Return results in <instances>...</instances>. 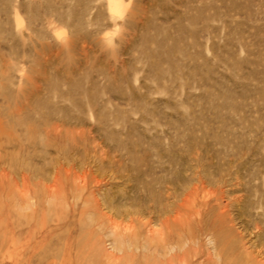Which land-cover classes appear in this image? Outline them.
<instances>
[{
	"label": "rangeland",
	"instance_id": "obj_1",
	"mask_svg": "<svg viewBox=\"0 0 264 264\" xmlns=\"http://www.w3.org/2000/svg\"><path fill=\"white\" fill-rule=\"evenodd\" d=\"M0 172V264H264V0H0Z\"/></svg>",
	"mask_w": 264,
	"mask_h": 264
},
{
	"label": "bare ground",
	"instance_id": "obj_2",
	"mask_svg": "<svg viewBox=\"0 0 264 264\" xmlns=\"http://www.w3.org/2000/svg\"><path fill=\"white\" fill-rule=\"evenodd\" d=\"M112 6H113V7H117V6H115V4H112ZM1 173H4V172H0V174H1ZM1 175H2V174H1ZM5 175H6V174H5ZM5 175H4V176L2 175L0 178H3V177L5 178ZM6 178H7V177H6ZM6 178H5V180H6ZM22 179H23V178H22ZM23 180H24V179H23ZM24 182H27L26 179H25ZM2 184H3V183H2ZM3 186H4V185H3ZM15 186H16V185H15ZM55 186H56V185H55ZM8 187H9V186H8ZM11 187H12V186H11ZM13 187H14V186H13ZM13 187H12V188H13ZM18 187H19V185H18ZM14 188H15V187H14ZM49 188L51 189V187H49ZM53 188H54V187H53ZM15 190H16V189H15ZM18 190H19V189H18ZM18 190H17V191H18ZM52 190H53V189H51V191H52ZM55 190H56V189L54 188V191H55ZM12 191H13V190H12ZM24 191H25V190H24ZM54 191H52V192H54ZM18 192H19V191H18ZM14 193H15V192H14ZM25 194H26V193H25ZM20 195H21V193H20ZM23 197H24V196H23ZM25 198H27L26 195H25ZM21 199H22V198H21ZM18 203H19V202H18ZM167 215H168V214H167ZM167 215H166V216H167ZM168 220H169V217L167 216L166 220H164V221H165V224L169 223ZM186 220H187V219H186ZM170 222H171V221H170ZM166 226H167V225H166ZM151 235H153V236L159 238V240L161 239V241H162L163 239H165V236H164V238H163L162 233H158V232L155 233L154 231H152V234H151Z\"/></svg>",
	"mask_w": 264,
	"mask_h": 264
}]
</instances>
